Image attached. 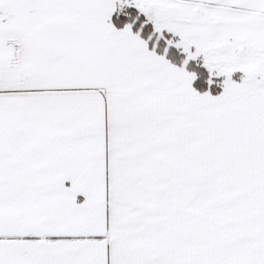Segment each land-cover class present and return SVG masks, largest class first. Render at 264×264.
<instances>
[{
    "label": "snow or ice",
    "instance_id": "obj_1",
    "mask_svg": "<svg viewBox=\"0 0 264 264\" xmlns=\"http://www.w3.org/2000/svg\"><path fill=\"white\" fill-rule=\"evenodd\" d=\"M0 264H264V0H0Z\"/></svg>",
    "mask_w": 264,
    "mask_h": 264
},
{
    "label": "trees",
    "instance_id": "obj_2",
    "mask_svg": "<svg viewBox=\"0 0 264 264\" xmlns=\"http://www.w3.org/2000/svg\"><path fill=\"white\" fill-rule=\"evenodd\" d=\"M148 29L146 28L145 31H147ZM190 66H191V62H190Z\"/></svg>",
    "mask_w": 264,
    "mask_h": 264
}]
</instances>
